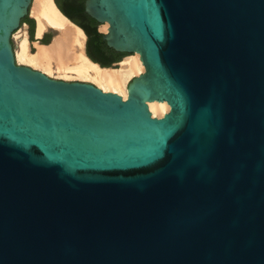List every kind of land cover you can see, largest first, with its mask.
<instances>
[{
	"label": "water",
	"instance_id": "1",
	"mask_svg": "<svg viewBox=\"0 0 264 264\" xmlns=\"http://www.w3.org/2000/svg\"><path fill=\"white\" fill-rule=\"evenodd\" d=\"M31 2L0 0V264H264V0H84L125 98L16 61Z\"/></svg>",
	"mask_w": 264,
	"mask_h": 264
},
{
	"label": "bare ground",
	"instance_id": "2",
	"mask_svg": "<svg viewBox=\"0 0 264 264\" xmlns=\"http://www.w3.org/2000/svg\"><path fill=\"white\" fill-rule=\"evenodd\" d=\"M29 13L35 19L36 38H41L47 29H55L56 33L48 43L33 41L32 50L27 32H16L14 54L18 63L62 79L90 81L104 91L127 96V83L144 69L137 52L123 56L114 67L101 66L85 52L83 29L64 15L54 0H33ZM107 26L103 23L98 30L105 32ZM147 106L153 116H162L169 109L166 101L151 100Z\"/></svg>",
	"mask_w": 264,
	"mask_h": 264
},
{
	"label": "trees",
	"instance_id": "3",
	"mask_svg": "<svg viewBox=\"0 0 264 264\" xmlns=\"http://www.w3.org/2000/svg\"><path fill=\"white\" fill-rule=\"evenodd\" d=\"M72 7L63 9L58 0H54L57 7L64 13L72 22L80 26L87 35L85 51L87 56L94 62L99 63L101 66H111L113 62H118L127 53L119 52L111 47H108L102 39V34L97 30L98 22L86 14L83 10L84 0H67ZM22 22L29 25L30 36L34 26V20L29 16H25ZM43 43L48 41L42 40Z\"/></svg>",
	"mask_w": 264,
	"mask_h": 264
},
{
	"label": "rangeland",
	"instance_id": "4",
	"mask_svg": "<svg viewBox=\"0 0 264 264\" xmlns=\"http://www.w3.org/2000/svg\"><path fill=\"white\" fill-rule=\"evenodd\" d=\"M33 1V0H32ZM31 5H32V2H31ZM31 5H30V8H31ZM30 14V13H29ZM30 17V15H29ZM30 18H32L34 20V26H33V29H32V35L30 36V32H29V28H28V24L26 22H22L20 24V26L13 32L12 34V39H13V45H14V51H15V48H16V43H17V40H16V37L18 36L19 33H22L24 30L27 32V36H28V39L31 43V49L34 50V46H33V41L37 40V38L35 37V19L31 16ZM99 28V27H98ZM18 34H17V33ZM56 33V30L55 29H47L44 34L42 35V37L39 39L40 41L42 40H46V41H49L50 39H52V37L54 36V34ZM17 34V36L15 35ZM36 38V39H35ZM86 41H87V38L85 36V45H86ZM117 64H114L112 65L113 67L116 66ZM37 69V68H36ZM53 78H61V77H57V76H54V75H49ZM64 79V78H63ZM65 80H71V79H65ZM77 80V79H75ZM79 80V79H78ZM130 81V80H129Z\"/></svg>",
	"mask_w": 264,
	"mask_h": 264
},
{
	"label": "flooded vegetation",
	"instance_id": "5",
	"mask_svg": "<svg viewBox=\"0 0 264 264\" xmlns=\"http://www.w3.org/2000/svg\"><path fill=\"white\" fill-rule=\"evenodd\" d=\"M59 4L63 9H66L67 7H72L67 0H58ZM29 28V25H28Z\"/></svg>",
	"mask_w": 264,
	"mask_h": 264
},
{
	"label": "crops",
	"instance_id": "6",
	"mask_svg": "<svg viewBox=\"0 0 264 264\" xmlns=\"http://www.w3.org/2000/svg\"><path fill=\"white\" fill-rule=\"evenodd\" d=\"M28 36H29V35H28ZM35 39H36V38H35ZM39 39H40V38H37V40H38L39 42H42V41H40ZM50 40H51V39H50ZM50 40H49L48 42H50ZM48 42H47V43H48ZM71 80H75V79H71ZM77 80H78V79H77ZM81 81H86V80H81ZM87 82H90V81H87ZM91 83H92V82H91Z\"/></svg>",
	"mask_w": 264,
	"mask_h": 264
}]
</instances>
